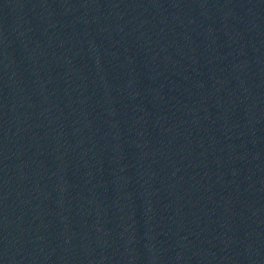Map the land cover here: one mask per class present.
I'll use <instances>...</instances> for the list:
<instances>
[{
  "label": "water",
  "instance_id": "obj_1",
  "mask_svg": "<svg viewBox=\"0 0 264 264\" xmlns=\"http://www.w3.org/2000/svg\"><path fill=\"white\" fill-rule=\"evenodd\" d=\"M0 264H264V0H0Z\"/></svg>",
  "mask_w": 264,
  "mask_h": 264
}]
</instances>
